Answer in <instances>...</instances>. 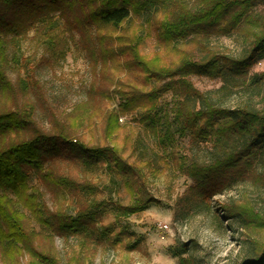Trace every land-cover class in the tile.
Wrapping results in <instances>:
<instances>
[{
    "label": "rangeland",
    "instance_id": "obj_1",
    "mask_svg": "<svg viewBox=\"0 0 264 264\" xmlns=\"http://www.w3.org/2000/svg\"><path fill=\"white\" fill-rule=\"evenodd\" d=\"M200 1L165 0L163 5L132 16L117 29L102 27L107 43L103 55L99 54L102 44L92 37H96L95 30L86 31L85 36L91 33L95 47L92 58L82 46L81 36L66 29L59 18L51 26L36 24L10 45L7 74L18 98L25 81L39 87L40 92L28 91L39 126L51 131L54 123L69 124L70 140L77 144L117 148L121 157L139 169L141 183L155 198L139 211L120 214L121 206L135 200L123 176L105 163L83 164L67 144L59 143L62 150L49 167L71 180L74 188L45 183L32 173L29 178V185L40 191L42 216L49 224L39 223L25 204H15L23 216L30 246L53 256L57 264H240L264 245V226L253 216L245 221L225 208L227 204H244L264 218V135L262 142L250 149L247 162L239 160L233 170L217 178L222 184L215 194L202 196L182 171L183 164L209 162L221 150L243 147L252 135L229 133L222 149L212 137L174 132L172 144L163 148L140 119L150 102L139 100L122 110L121 99L114 93L118 81L142 91L151 85L128 55L113 50L117 34L137 37L141 54L170 64L183 53L193 60L213 54L237 58L247 53L255 34L264 33V0H253L252 7L228 33L211 28L183 39L165 41L160 37V20L176 12L179 4L193 10ZM189 80L215 105L264 110V56L254 58L244 73L214 77L193 73ZM155 104L161 121L171 123L174 129L171 93L160 95ZM85 208L91 220H85L77 231H68L51 218L54 213L75 218ZM34 262L42 264L26 249L14 254L3 253L0 247V264Z\"/></svg>",
    "mask_w": 264,
    "mask_h": 264
},
{
    "label": "trees",
    "instance_id": "obj_2",
    "mask_svg": "<svg viewBox=\"0 0 264 264\" xmlns=\"http://www.w3.org/2000/svg\"><path fill=\"white\" fill-rule=\"evenodd\" d=\"M164 1L0 0V247L3 253L19 254L21 249H26L37 261L41 260L42 264H57L53 256L40 254L30 246V236L26 232L23 216L15 204H25L37 215L39 223L49 224V220L42 216L41 203L38 201L40 191L29 185V178L32 173L45 183L74 188L71 180L55 174L49 167L50 161L62 150L59 143L67 144L70 152L83 164L105 163L108 169L123 176L124 185L135 200L129 205L121 206L120 214L139 211L155 201L141 183L139 169L121 157L117 148L110 145L77 144L76 140H70L72 131L69 124L54 123L51 131H45L39 126L34 118V102L28 94L29 90L40 92L39 87L35 82L28 84L25 81L21 86L22 96L18 98V90L7 74L10 45L16 44L36 24L51 26L55 18H59L66 29L75 30L81 36L82 46L91 58L96 56L95 47L93 39L90 41L91 33L85 36V32L95 30L97 38L92 37L102 44L99 54L103 55L107 43H104L102 27L108 25L117 29L132 16L140 15L151 6L163 5ZM252 3L253 0H201L193 10L179 4L176 12L173 10L170 16L160 20V37L165 41L183 39L211 28L220 33H228L238 25ZM116 41L113 50L128 55V59L140 68L151 84L149 89L142 91L129 83L118 81L114 93L121 99L119 106L126 110L139 100L150 102V106L141 112L140 119L158 138L161 147L167 148L172 144L174 132L200 138L212 137L215 145L221 148L224 142H228L226 136L229 133L241 135L246 132L252 135L243 147L233 146L224 152L221 150L209 162L183 164L182 171L194 181L202 196L215 194L219 183L222 184L217 182V178H222L223 174L233 170L239 160L247 162L250 149L262 142L264 110L241 107L228 109L215 105L192 85L189 76L193 73H204L210 77L230 72L244 73L254 58L264 56V33L255 34L247 53L237 58H217L213 54L201 60H193L183 53L177 61L170 64L141 54L135 36L117 34ZM167 92L172 95L174 129L171 123L161 121L162 114L155 104L157 98ZM34 94L43 96L42 93ZM197 102L200 103L199 107L196 106ZM225 208L245 221L253 216L264 226V218L247 205L235 207L227 204ZM51 218L57 219L59 225L68 231L80 230L85 220H91L86 208L75 218L63 213H54ZM240 264H264V245L256 255Z\"/></svg>",
    "mask_w": 264,
    "mask_h": 264
},
{
    "label": "built area",
    "instance_id": "obj_3",
    "mask_svg": "<svg viewBox=\"0 0 264 264\" xmlns=\"http://www.w3.org/2000/svg\"><path fill=\"white\" fill-rule=\"evenodd\" d=\"M159 227H165V228H166L167 226H166V225H161V224H159Z\"/></svg>",
    "mask_w": 264,
    "mask_h": 264
}]
</instances>
